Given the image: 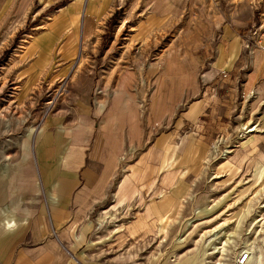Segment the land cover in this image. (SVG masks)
<instances>
[{
  "label": "rangeland",
  "instance_id": "374dc122",
  "mask_svg": "<svg viewBox=\"0 0 264 264\" xmlns=\"http://www.w3.org/2000/svg\"><path fill=\"white\" fill-rule=\"evenodd\" d=\"M88 2L0 0V171L40 180L46 122H82L123 91L142 130L89 213L81 259L216 264L222 252L209 249L231 239V264L249 245L264 264V88L252 76L264 59V0H112L93 14ZM135 171L142 196L101 223ZM167 182L179 195L171 221L153 219L155 234L130 248V220Z\"/></svg>",
  "mask_w": 264,
  "mask_h": 264
},
{
  "label": "crops",
  "instance_id": "0c3cea01",
  "mask_svg": "<svg viewBox=\"0 0 264 264\" xmlns=\"http://www.w3.org/2000/svg\"><path fill=\"white\" fill-rule=\"evenodd\" d=\"M110 1L89 0L87 12L107 10ZM260 53L258 56L264 58V50ZM258 63L252 76L264 88V59ZM205 104L201 103L202 109ZM137 108L134 98L122 91L72 126L49 119L35 145L40 180L25 179L27 169L23 167L19 180H11L10 171H0V264H141L140 255L132 252L89 261L81 259L78 252L91 230L89 213L110 194L125 144L134 143L140 135ZM138 177L135 171L121 183L118 200L102 211L101 223L115 217L120 208L129 207L134 197L142 196L136 185ZM163 187L160 199L149 202L130 220V248L155 234L153 219L171 220L167 212L179 195L166 190L171 188L169 183ZM163 259L155 258L148 264H181Z\"/></svg>",
  "mask_w": 264,
  "mask_h": 264
},
{
  "label": "bare ground",
  "instance_id": "6f19581e",
  "mask_svg": "<svg viewBox=\"0 0 264 264\" xmlns=\"http://www.w3.org/2000/svg\"><path fill=\"white\" fill-rule=\"evenodd\" d=\"M251 128V127H250ZM249 130V129H248ZM251 131H254V129L252 128V129H250V132ZM251 211V210H250ZM171 220L168 218V217H161V222H163V223H166V222H170ZM242 222V221H241ZM170 224V223H169ZM168 224V225H169ZM240 224V223H239ZM168 228V227H167ZM167 232H168V229H167ZM179 232V231H178ZM225 234V233H224ZM164 235V234H163ZM204 235H206V234H202V237L204 236ZM226 236H228V235H226ZM178 237V236H177ZM230 237V236H229ZM225 238V237H224ZM228 238V237H227ZM178 240L179 241H183V240H185V238L184 237H179L178 238ZM229 240H231V239H228V240H226V241H224V243L222 242H220L221 244H222V246H218V245H213V247L211 248V249H209V251L208 252H211V253H220V252H222L221 254H222V257H221V259L218 261V262H216V264H231V262H230V260H229V258L227 257L228 255V249L226 248V246L228 245V243H229ZM253 241V240H252ZM206 242V241H205ZM212 242V241H211ZM218 242V241H217ZM248 243V242H247ZM205 245V244H204ZM249 247V252H250V260H249V264H263V260H262V254L260 253L258 256H256V258L254 259V256H255V249H256V247L255 246H252V245H249L248 246ZM194 248V247H193ZM204 248V247H203ZM245 249V248H244ZM199 250V249H198ZM203 251V250H202ZM227 252V253H226ZM196 253V252H195ZM215 253V254H216ZM241 253V251H239V253H238V255ZM167 254V253H166ZM203 254V253H202ZM201 255V254H200ZM202 256V255H201ZM226 256V257H225ZM238 257V256H237ZM197 260H198V258H197ZM199 261V260H198ZM222 261H224V262H222ZM209 262V261H208ZM194 264H198V262L196 261V262H194Z\"/></svg>",
  "mask_w": 264,
  "mask_h": 264
},
{
  "label": "built area",
  "instance_id": "2783aa9c",
  "mask_svg": "<svg viewBox=\"0 0 264 264\" xmlns=\"http://www.w3.org/2000/svg\"><path fill=\"white\" fill-rule=\"evenodd\" d=\"M250 252L247 249H243L236 259L235 264H249Z\"/></svg>",
  "mask_w": 264,
  "mask_h": 264
}]
</instances>
